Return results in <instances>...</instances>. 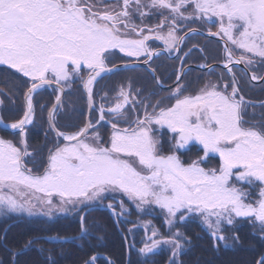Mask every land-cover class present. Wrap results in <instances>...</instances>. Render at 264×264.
<instances>
[{"label":"snow or ice","instance_id":"obj_1","mask_svg":"<svg viewBox=\"0 0 264 264\" xmlns=\"http://www.w3.org/2000/svg\"><path fill=\"white\" fill-rule=\"evenodd\" d=\"M155 15L162 17L159 24L144 23ZM134 17L141 23L137 24ZM178 21L185 25L189 21L218 22V30L212 32L209 28L208 32L224 40L225 67L231 84L206 83L191 95L184 94V86L177 83L167 97L175 102L167 107L159 100H150L155 93L138 99L141 90H133L130 81L118 86L112 106H98L97 124L105 120L106 111L112 117L108 120V146L101 143L90 119L76 132L57 128V117L63 110L62 95L66 88L71 89L73 77L81 78L82 66L89 71L83 81L89 109L97 110L93 108V85L118 68L106 63L112 50L118 49L137 61L145 57L147 64L163 54L149 47L154 34L156 40L163 41L168 54L178 53L189 34H204L192 28L178 36ZM229 44L243 54L234 56ZM240 64L244 65L241 71L245 75L252 67L264 65V0H120L118 11L104 6V0H0V65L30 81L24 94L23 116L10 124L0 116V127L18 131L20 137L19 146L0 137V214L52 217L54 212H68L69 206L76 209L95 204L122 217L128 211L122 200L104 204L105 194L121 193L141 211L145 206L149 212L153 205L159 206L169 229L199 218L212 238L225 247L240 238L235 233L226 237L222 225H234L237 218L258 224L264 236V123L245 118L251 102L240 93L232 71L233 65ZM130 66L134 67L124 65ZM148 70L163 87L155 70ZM182 75H177L178 82ZM250 79L264 77L252 73ZM45 87L59 93L47 112L49 129L57 139L62 137L67 142L49 150L47 167L36 174L25 163L34 156L29 150L27 127L35 118L33 96ZM106 99V94L101 97ZM165 127L174 134V150L169 154H161L160 140L154 136V128L161 131ZM193 142L202 147L203 156L185 164L177 150H190L188 146ZM217 157L218 167L202 166ZM241 183L258 187L259 199H252L251 192L237 187ZM53 196L58 197V203L53 202ZM117 205L120 211H116ZM90 235L81 216L78 238ZM157 235L153 226L139 253L147 258L155 255L161 245H168L169 264H182L179 256L192 244L191 238L179 228L167 237L157 239ZM45 239L69 238L57 235ZM33 243L29 239L21 249L12 250V259ZM39 250L46 251L42 247ZM96 259L94 255L85 264H95ZM257 264H264V256Z\"/></svg>","mask_w":264,"mask_h":264},{"label":"trees","instance_id":"obj_2","mask_svg":"<svg viewBox=\"0 0 264 264\" xmlns=\"http://www.w3.org/2000/svg\"><path fill=\"white\" fill-rule=\"evenodd\" d=\"M210 53V51L206 52L205 58L210 59ZM205 58L200 56L197 58L199 60L193 61L206 63ZM160 62H166V65L156 66L158 77L162 84H171L178 75V67L170 63L171 61L166 57H162L158 63ZM82 69L86 68H81L82 79H74L71 89H65L63 110L57 117V128L66 133L78 131L86 123L88 101L83 89V81L87 71L82 72ZM252 71L257 77H261L264 74V65L253 67ZM236 77L240 92L246 101L251 102V106L246 107L245 118L249 121L264 123V107L260 106L264 103V82L252 83L247 74L242 75L241 71L239 74L236 71ZM129 81L133 90H141L138 99L148 96L149 93H155L150 97L153 103L159 100L162 106L167 107L175 102L167 99L173 89H161L151 72L141 68L124 70L111 76H104L96 82L93 99L94 108L97 110H93L91 115L93 124H96L99 119L98 106L103 103L106 109L111 107L115 102L118 86L126 85ZM208 82L231 84V76L223 69L212 71L190 69L183 77L181 84L185 88L184 94L194 95ZM29 86L28 78L10 67L0 65V89L3 90L0 91V101H3L0 105V116L5 122L12 123L23 116L24 94ZM105 94L108 99L101 100ZM56 95L58 92L48 87L34 95L35 118L33 124L27 127L30 147L41 145L45 151L47 148L54 150L56 146L64 144L56 139L47 121V112L55 102ZM41 105L44 106L43 111ZM137 112L143 115L139 107ZM108 120H112V117L106 111L105 122L101 121L102 123L94 129L99 132L104 146H108L111 134ZM126 126L121 124V127ZM0 133L13 141L18 140L19 143L18 132L7 133L0 129ZM155 134L159 137L162 153H170L174 150L172 147L174 135L170 130L164 128L156 131ZM188 147L190 150H177V155L185 164L197 159L203 153L202 147L196 143ZM218 165L217 157L210 159L205 167L214 168ZM126 205L129 207L127 203ZM116 211L120 210L116 208ZM131 212L133 213L130 214L128 211L122 217H116L107 207L95 206L88 207L75 216L58 214L50 218L43 215L1 214L0 264H85L94 255L97 256L95 264H169L171 257L169 249L162 248L155 255L147 258L139 253L138 249L143 247L151 231L147 232L145 228L137 225L139 216L134 210ZM81 216L84 217V224L91 233L84 238H78ZM143 219L152 221V225L158 230V236L170 235L160 217ZM177 228L192 240V244L179 256L182 264H257L260 257L264 255V236L261 235L259 225L247 218H237L234 225L223 226L222 231L226 237H231L235 233L240 238L239 242L230 241L229 247H225L221 241L214 240L197 218L177 225L175 230ZM57 235L69 239L61 241L45 239V237ZM29 239H33L34 243L13 260L12 250L21 249ZM41 247L46 251L41 252L39 250ZM49 255L51 259L48 258Z\"/></svg>","mask_w":264,"mask_h":264},{"label":"flooded vegetation","instance_id":"obj_3","mask_svg":"<svg viewBox=\"0 0 264 264\" xmlns=\"http://www.w3.org/2000/svg\"><path fill=\"white\" fill-rule=\"evenodd\" d=\"M119 2H120V0H104V6H107L109 8H114L115 10L118 11L119 10ZM167 14H168L167 12L164 13V15H167ZM134 19H135V22L137 24H140L141 23V21L139 19H136L135 17H134ZM161 19H162V17L159 16V15L149 16V17H147L144 20V23L147 24V25H155V24H159ZM213 19H216V18H213ZM178 23H180V25H181V30L177 33L178 36H184L185 33H187L189 31V29H192V28L197 29L198 31H202L204 34L203 35L189 34V36L185 40L184 44H182V45L179 46L180 51L178 53L177 52H173L172 54H168L167 53V51L165 49V46L163 44V41L156 40L155 39V36L153 34V39L149 40V42H148L149 43V47L152 48V49H154V50L160 51L163 54L161 56H159L158 58L157 57H153V59L148 62L149 67L151 69H154L155 70L156 69V66L166 65V62H160V63H158L159 60L162 57H166V58H168L171 61L170 63H172L174 65H177V67H178L177 68L178 74L181 73L186 67L194 66V65H197V66H200V67H202V65H207L212 70L213 69H223V70H226L227 71V69L225 67V54H224L225 43H224V40H222L220 37L212 36L208 32V29L209 28L211 29L212 32H216L218 30V28H219L218 22L215 23V24H204V23H200V22H192V21H189L186 25L183 22H180V21H178ZM164 31L166 32L167 29L165 28ZM145 34H147V32ZM131 38H139V37L132 36ZM229 47H232V46L229 44ZM189 49H191L190 54L188 56H185L184 53L185 52H188ZM200 49H203V51H200ZM209 51L211 52L210 53V59L205 58L206 57L205 56L206 52H209ZM232 51H233V55L234 56H237V57L243 54L242 50H237L234 47H232ZM214 52H215V54H214ZM200 56H202V57L205 58L204 60L206 61V63L196 62L197 60H199L197 58H199ZM177 57H179V58H177ZM145 59H146L145 57H141L137 61L134 58L127 57L126 54H124V53H120L118 49H114V50H112L111 57L108 58L106 60V62L108 64V66L111 67L113 65H118V64L133 62V61L144 62ZM195 59H197V60L196 61H193ZM257 66H260V65H257ZM202 68H207V67H202ZM252 68L249 70L251 73H253ZM192 69H194V70L197 69V70H201V71H207V70L209 71V69L203 70V69H198V68H193V67H192ZM241 69H243V68L240 65H233L232 66V71L235 72V73L237 71V73L239 74V71H241ZM189 70L190 69H188L185 72V74ZM83 71H87L86 74H85V78H84V81H85L88 78L89 71L87 69H84V70L82 69V72ZM147 71H149V70H147ZM118 72H121V71H118ZM118 72H115V73H118ZM149 72H151V71H149ZM115 73H112L111 75H113ZM155 73L157 75V78H159L156 70H155ZM241 73H242V75H244V73L242 71H241ZM185 74L183 75V77L185 76ZM104 76H108V75H103V77ZM247 76H248V79L250 81H252L250 79V76H249L248 73H247ZM183 77L181 78V80L178 83H181ZM74 79H78V78L73 77V81H74ZM99 79L100 78H98V80ZM159 80H160V78H159ZM155 81H156V79H155ZM176 81H177V77L175 79V82ZM173 83L174 82H172L171 84L165 85V87L171 86ZM95 84L96 83H94V85H93V91H94ZM175 86L172 87V88H169V89H166L164 87H160V88L163 89V90H171V89H174ZM229 91H231V90H229ZM64 95H65V92H64ZM94 107H95V103L93 105V108ZM92 113H93V110H92ZM92 113H91V115H92ZM90 120H91V116H90ZM101 123L102 122L100 121L99 124H97V123L94 124L96 126L95 129ZM161 154H164V153L161 152ZM165 154H169V153H165Z\"/></svg>","mask_w":264,"mask_h":264},{"label":"rangeland","instance_id":"obj_4","mask_svg":"<svg viewBox=\"0 0 264 264\" xmlns=\"http://www.w3.org/2000/svg\"><path fill=\"white\" fill-rule=\"evenodd\" d=\"M107 63V62H106ZM5 66V65H4ZM84 67V66H83ZM208 83H214V82H208ZM202 88V87H201ZM198 93V91H197ZM196 93V94H197ZM195 95V94H194ZM154 132H155V128H154ZM17 133V132H15ZM92 133L89 132V135H91ZM174 135V134H172ZM154 136L155 133H154ZM0 137L4 138V139H7V140H12L11 138H7L5 137L4 135H2L0 133ZM157 137V136H156ZM159 139V137H157ZM13 141V140H12ZM14 143H17V145L19 146V143H18V140L16 141H13ZM65 143V142H63ZM195 143V142H193ZM192 144V143H191ZM63 144L59 145V146H62ZM160 148V145L158 146ZM52 148L48 149L47 150H43L42 146L39 145L37 147H30L29 146V150L31 152L34 153V155H36L35 157H31V158H27L25 160V163L27 164V166L32 169L33 173H36V174H42L44 169L47 167V164H48V156H49V150H51ZM42 154V155H41ZM37 155H40V156H37ZM203 156V153L202 155ZM200 156V157H201ZM198 158V157H197ZM35 159V160H34ZM203 167H205V164L202 165ZM206 168V167H205ZM237 187H241L243 189H245L246 191H249L252 193V199H259V196L257 195L258 193V190L259 188L258 187H255V188H249L247 184H237ZM37 195H40V194H37ZM106 195V199L104 201V204L107 205L108 203H112V204H116L117 200H122L124 202V206L126 209H128L129 213L132 214L133 212H131V210H134V212H136L139 216L138 220H137V225H140L141 227L145 228V230L148 232L149 230L151 231L152 228H153V225H152V221L150 220H144L143 218H148V217H160L164 223V225L166 226V230L169 232V234H171L172 232H175V228L177 227V225L181 224V223H184V222H181V223H177L175 225L174 228L172 229H169V226L167 225L166 221H165V213L159 208V206H155L153 205L152 206V209H151V212L148 211V208L147 206H145V211H141L139 209L136 208V205L134 202L130 201L125 195L121 194V193H114V194H105ZM53 202L54 203H58V197H55L53 196ZM246 202H250V201H246ZM126 203L129 205V207H127ZM97 205L95 204H89L87 207H84L83 205L81 206H78L76 209H72L71 206H69V211L66 212V213H55L53 214L52 217L58 215V214H64V215H70V216H75L77 215L78 213L82 212V210H85L87 209L88 207H95ZM132 206V207H131ZM117 209L120 210L119 206L117 205ZM127 211V212H128ZM16 214H21V213H16ZM22 214H26L27 213H22ZM1 215V214H0ZM44 216V215H43ZM48 217V216H47ZM51 218V217H50ZM199 220V218H197ZM151 222V223H148V222ZM200 221V220H199ZM223 226L222 225V229H223ZM151 235H149L148 237H150ZM157 239L161 238L160 236L157 235L156 237ZM148 240V238H147ZM162 248H165V249H169L170 250V246L168 245H161L160 249ZM159 249V250H160Z\"/></svg>","mask_w":264,"mask_h":264},{"label":"water","instance_id":"obj_5","mask_svg":"<svg viewBox=\"0 0 264 264\" xmlns=\"http://www.w3.org/2000/svg\"><path fill=\"white\" fill-rule=\"evenodd\" d=\"M125 64H128V65H134V67H141V68H145V69H149V64L147 63H145V61L144 62H137V61H133V62H128V63H123V64H118V65H116V66H118V68H117V70L115 71V72H117V71H120V70H124V69H128V68H133L132 66H130V67H128V68H125L124 67V65ZM240 66L242 67V68H244V65L243 64H240ZM191 67H193V68H199V69H209V67H207V68H202V67H200V66H189V67H187V68H185L184 70H183V75H184V73L188 70V68H191ZM114 72V73H115ZM109 74H111V73H109ZM248 74H249V76L251 77V73L250 72H248ZM103 75V74H102ZM183 75H182V77H183ZM155 77H157V75H156V73H155ZM181 77V78H182ZM262 77H264V75L262 76ZM156 79V78H155ZM87 80V79H86ZM264 80H262V79H259V80H256V81H253V82H255V83H261V82H263ZM178 83V81H176V82H174V84H172L171 86H168V87H164V88H166V89H169V88H172V87H174L176 84ZM84 92H85V94H86V90L84 89ZM86 97H87V94H86ZM63 98H64V93H63V95H62V101H63ZM55 103V102H54ZM91 113H92V110H90L89 109V105H88V111H87V121L90 119V116H91ZM0 129L1 130H3V131H5V132H7V133H12V132H15L14 130H10V129H8V130H6V129H3L2 127H0ZM91 131V130H90ZM89 131V132H90ZM54 134H55V136H56V133L54 132V131H52ZM57 138V137H56ZM59 140L60 141H62V142H67V141H65L62 137L61 138H59ZM264 256V255H263Z\"/></svg>","mask_w":264,"mask_h":264}]
</instances>
